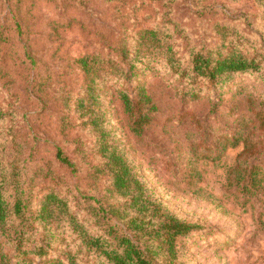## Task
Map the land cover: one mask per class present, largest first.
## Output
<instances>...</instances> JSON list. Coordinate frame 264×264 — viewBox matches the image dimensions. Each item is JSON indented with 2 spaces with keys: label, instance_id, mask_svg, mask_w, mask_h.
<instances>
[{
  "label": "rangeland",
  "instance_id": "obj_1",
  "mask_svg": "<svg viewBox=\"0 0 264 264\" xmlns=\"http://www.w3.org/2000/svg\"><path fill=\"white\" fill-rule=\"evenodd\" d=\"M233 42L264 55V0H0V160L6 197L26 206L15 225L32 240L50 237L51 254L68 262L77 237L63 222L41 224L37 212L52 194L69 210L86 208L104 159L100 133L78 109L90 81L79 60L116 71L128 69L125 54L135 79L97 77L103 129L157 198L199 225L185 262L264 264V82L240 74L192 99L154 49L170 45L186 58ZM139 86L158 110L135 131L119 91ZM0 244L14 255L1 234ZM78 263L98 264L85 255Z\"/></svg>",
  "mask_w": 264,
  "mask_h": 264
},
{
  "label": "trees",
  "instance_id": "obj_2",
  "mask_svg": "<svg viewBox=\"0 0 264 264\" xmlns=\"http://www.w3.org/2000/svg\"><path fill=\"white\" fill-rule=\"evenodd\" d=\"M240 46L233 42L206 52L193 49L186 58L178 56L170 45L166 50L158 45L154 49L187 85L190 98L198 99L204 91L224 86L240 74L253 75L264 82V55L249 54ZM121 61L128 64V69L117 66L116 71H107L99 67L93 71L89 57L79 60L90 81L78 99V109L88 117L87 124L100 133L104 159L91 184L95 187L83 201L86 208L69 210L52 194L45 197L37 212L41 224H67L78 246L65 262L51 254L50 237L32 240L26 226L15 225L14 217L21 218L26 206L21 199L11 202L6 197L8 188L0 160V234L14 251L12 256L4 254L0 244V264H36L39 258H46L43 264H79L81 255L98 264H187L185 244L190 235L199 231V225L181 219L165 206L132 165L122 145L103 129L105 100L96 93L95 84L100 76L132 80L136 76L135 64H129L125 54H121ZM119 99L135 131L148 126L158 110L144 87L139 86L135 95L122 89ZM56 157L59 163L76 171V165L61 150ZM248 187L255 189L257 182L252 181Z\"/></svg>",
  "mask_w": 264,
  "mask_h": 264
}]
</instances>
